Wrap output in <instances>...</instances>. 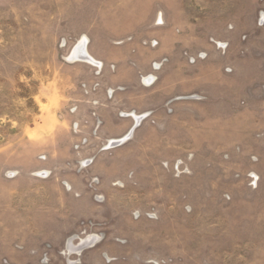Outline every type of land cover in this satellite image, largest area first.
<instances>
[{"label":"rangeland","instance_id":"rangeland-1","mask_svg":"<svg viewBox=\"0 0 264 264\" xmlns=\"http://www.w3.org/2000/svg\"><path fill=\"white\" fill-rule=\"evenodd\" d=\"M0 264H264V0H0Z\"/></svg>","mask_w":264,"mask_h":264},{"label":"bare ground","instance_id":"bare-ground-1","mask_svg":"<svg viewBox=\"0 0 264 264\" xmlns=\"http://www.w3.org/2000/svg\"><path fill=\"white\" fill-rule=\"evenodd\" d=\"M86 45H87V40L85 38L80 40L78 42L75 50H73L74 51L73 52L74 56L77 55V57H80L81 59H83V60H85V61H87V62H89L91 64L92 63L97 64L98 62L94 58H92L90 55H87V54H89V52H87ZM72 57H73V55H72ZM129 204L126 205L127 208L129 206Z\"/></svg>","mask_w":264,"mask_h":264}]
</instances>
